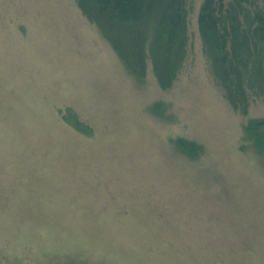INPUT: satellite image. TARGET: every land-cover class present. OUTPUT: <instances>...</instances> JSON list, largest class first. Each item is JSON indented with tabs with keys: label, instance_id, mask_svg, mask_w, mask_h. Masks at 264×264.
Wrapping results in <instances>:
<instances>
[{
	"label": "rangeland",
	"instance_id": "374dc122",
	"mask_svg": "<svg viewBox=\"0 0 264 264\" xmlns=\"http://www.w3.org/2000/svg\"><path fill=\"white\" fill-rule=\"evenodd\" d=\"M202 1L162 89L76 0H0V264H264V151L245 130L264 95L228 102Z\"/></svg>",
	"mask_w": 264,
	"mask_h": 264
},
{
	"label": "trees",
	"instance_id": "16d2710c",
	"mask_svg": "<svg viewBox=\"0 0 264 264\" xmlns=\"http://www.w3.org/2000/svg\"><path fill=\"white\" fill-rule=\"evenodd\" d=\"M186 2L76 0L126 73L143 83L149 61L162 89L172 86L185 57ZM197 26L214 77L230 105L245 114L249 96L264 95V6L259 0H203ZM245 130L264 151V117L248 119ZM179 142L193 149V143Z\"/></svg>",
	"mask_w": 264,
	"mask_h": 264
}]
</instances>
